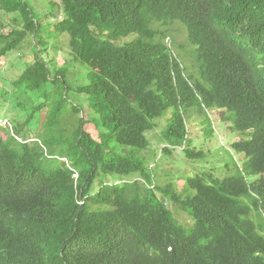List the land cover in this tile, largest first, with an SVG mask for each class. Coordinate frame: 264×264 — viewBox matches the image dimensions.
Here are the masks:
<instances>
[{
  "label": "trees",
  "instance_id": "1",
  "mask_svg": "<svg viewBox=\"0 0 264 264\" xmlns=\"http://www.w3.org/2000/svg\"><path fill=\"white\" fill-rule=\"evenodd\" d=\"M49 2L48 26L33 0H0L12 15L0 62L29 36L34 45L12 80L26 118L0 127V264H264V0ZM176 21L190 65L166 41ZM52 26L69 34L63 65L43 36ZM81 77L90 113L68 96ZM22 94L38 102L29 110ZM205 107L246 136L231 143L242 164L226 159L225 175L188 140L197 112L207 141L216 135ZM152 130L163 159L184 146L201 170L158 180Z\"/></svg>",
  "mask_w": 264,
  "mask_h": 264
},
{
  "label": "rangeland",
  "instance_id": "2",
  "mask_svg": "<svg viewBox=\"0 0 264 264\" xmlns=\"http://www.w3.org/2000/svg\"><path fill=\"white\" fill-rule=\"evenodd\" d=\"M59 2V0H54ZM35 8V12L41 18V22L51 25V21H55V18H50L47 16L50 14V2L49 0H33L32 4ZM49 12V13H48ZM47 13V14H46ZM12 15L6 14L3 10H0V29L9 28L8 21L10 20ZM178 22V21H176ZM173 25V43H175V51L176 54L182 61V64L187 63L191 64L192 60L188 59L186 53L192 51L193 47L188 41L187 38V30H185V26H183L180 22ZM6 24V25H5ZM5 25V26H4ZM52 29V31H51ZM49 29L48 27L43 28V36L49 42L47 48L50 57H54L59 65H63L65 61H70L69 59V34L67 33H57L54 31L53 26ZM50 32V34H49ZM135 35H129L122 39V41L132 40ZM33 40L32 37L29 36L28 40L22 45V47L18 50L12 52L8 57L3 58L0 62V76H1V91L2 98L0 99V118L4 117L10 119L16 123L18 120H24L26 118V113L22 111V109L17 105L18 99L14 96V86L12 84V80H14L15 74L20 72L21 63H26L27 60L32 59L33 57ZM196 48V46H195ZM66 64L72 69H78L77 64L74 63L75 67L70 66V62ZM73 63V62H72ZM79 68H84V71L89 72V67L83 63H78ZM192 66V65H191ZM190 66V68H191ZM194 68H192L193 70ZM81 72H83L81 70ZM72 73V72H71ZM74 75H72L73 77ZM88 83V79L81 77V79L76 80L71 84L72 90L69 92L68 96L73 104H79L81 107L85 108V110L90 113L92 110L88 105V101L83 104V100L85 99L84 94H80L76 91L77 86L81 84ZM30 97V98H28ZM29 96L28 94H22L20 98L24 101V105L30 110L33 103L38 102V98ZM27 110V109H25ZM223 110L221 108L210 109L207 111V115L211 119L212 127L216 131V135L211 137L210 141H207L206 137V124L204 122V116L200 113H194L191 116H187L186 118V126L188 131V140L191 141L193 146L199 147V149H204L205 152L209 153V159L206 161V167H214L215 170H220L221 166L226 162V159L231 160L232 158H236L242 164L241 156L232 152L230 156V148L232 140H235L236 135L239 132H230L229 131V122H225L222 120ZM162 125L165 124V121L161 122ZM10 129L12 130V123H10ZM88 131H95L92 124L87 125ZM5 130L0 129V136H5ZM34 133V132H33ZM236 133V134H234ZM13 134V131H12ZM158 130L148 132V136L151 140V148L146 152L149 158V164L157 163L156 173L159 176L157 179L162 181L163 183L168 181V177L166 176L167 172L173 174L174 176L180 171V173L194 174V172L200 171L201 166L199 164H193L191 159L184 155L183 150L184 146L181 148H176L175 152L169 155L168 159H163L162 145H160L158 138ZM218 134V135H217ZM161 148V149H160ZM226 151V152H225ZM216 152V154L214 153ZM228 152V153H227ZM201 162V161H200ZM210 163V164H209ZM226 168L220 170L223 171L221 174L225 175L227 172L224 171ZM179 181V185L181 186L182 181L180 179L177 180V184ZM175 214L178 219L187 225H190L192 222L191 217L187 211L183 210H175Z\"/></svg>",
  "mask_w": 264,
  "mask_h": 264
},
{
  "label": "clouds",
  "instance_id": "3",
  "mask_svg": "<svg viewBox=\"0 0 264 264\" xmlns=\"http://www.w3.org/2000/svg\"><path fill=\"white\" fill-rule=\"evenodd\" d=\"M167 42H168V44H171V43H173L172 42V39H169V38H167V40H166ZM174 51H175V48H172ZM176 52V51H175ZM211 108H208V107H205V111H206V115H207V111L208 110H210ZM208 116V115H207ZM209 117V116H208ZM211 120V119H210ZM11 120L10 119H7V118H4V117H2V118H0V127H4V128H7V127H9V128H11L10 126V124H7L8 122H10ZM221 121H223V120H221ZM224 123V122H223ZM225 124V123H224ZM229 131L230 132H234V131H232L231 130V128H230V122H229ZM234 134H236V133H234ZM13 135L16 137V135H15V133L13 132ZM237 137L235 138V140H232V143L233 142H235V141H239L241 138H246V136H244L242 133H238L237 135H236ZM19 141H23L22 140V138L21 137H19L18 135H17V137H16ZM33 140H36V138H32V139H30V140H28V141H33ZM234 150H233V148L231 147L230 148V152L232 153ZM234 152H236V151H234ZM237 153V152H236ZM242 156V155H241ZM243 157V156H242ZM117 184H119L120 183V181H117L116 182Z\"/></svg>",
  "mask_w": 264,
  "mask_h": 264
},
{
  "label": "bare ground",
  "instance_id": "4",
  "mask_svg": "<svg viewBox=\"0 0 264 264\" xmlns=\"http://www.w3.org/2000/svg\"><path fill=\"white\" fill-rule=\"evenodd\" d=\"M11 123V121L10 122H8L7 124H10Z\"/></svg>",
  "mask_w": 264,
  "mask_h": 264
}]
</instances>
